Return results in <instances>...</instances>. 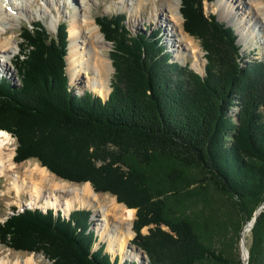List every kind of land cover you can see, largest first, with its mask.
Masks as SVG:
<instances>
[{
	"label": "trees",
	"instance_id": "trees-1",
	"mask_svg": "<svg viewBox=\"0 0 264 264\" xmlns=\"http://www.w3.org/2000/svg\"><path fill=\"white\" fill-rule=\"evenodd\" d=\"M180 12L206 51L204 74L172 61L159 31L133 34L125 13L97 17L114 45L106 101L71 89L66 21L55 35L27 25L19 84L0 78V129L17 139L16 162L36 159L136 209L131 242L148 264H244L242 231L264 203V60L243 64L234 27L206 14L204 0H182ZM91 214L14 211L0 241L52 264H120L103 243L94 249ZM248 249V264H264V209Z\"/></svg>",
	"mask_w": 264,
	"mask_h": 264
},
{
	"label": "bare ground",
	"instance_id": "bare-ground-1",
	"mask_svg": "<svg viewBox=\"0 0 264 264\" xmlns=\"http://www.w3.org/2000/svg\"><path fill=\"white\" fill-rule=\"evenodd\" d=\"M39 10L33 8L37 0H0V67L3 71H8L7 59L16 51L15 47L20 44L16 41L15 24L19 21V14L26 13L30 16L40 13H46L50 8L57 6L58 10L63 7L75 5L72 14L69 31V48L67 55V69L71 81H77L81 77L85 79V85L94 93L106 98L111 90V78L114 71L113 63L110 57L105 53L107 46H110L102 34L96 17L91 15V0H44ZM145 0H120V4L128 7L131 11L132 23L139 25V19L147 9L142 8ZM153 3L152 16L150 20L156 23L158 27L163 26V22L172 25L171 31L166 29L168 40L172 46L177 45V51L185 57L189 49L195 54L197 65L202 64L200 46L193 38L184 34L179 28L180 0H146ZM133 2V3H132ZM138 5H134V3ZM219 5L220 17L234 20L242 33L245 42L253 38L260 37L264 40V0H217ZM75 7V8H76ZM167 13V14H166ZM172 15H175L173 18ZM138 24V25H137ZM161 25V26H160ZM174 30V31H172ZM160 31V30H158ZM161 32V31H160ZM179 33V40H173V36ZM171 36V37H170ZM177 41V42H176ZM2 61V62H1ZM1 71V70H0ZM11 141V135L8 131L0 129V175L8 176L10 174L11 187L14 188L18 198L25 192L30 193L31 201L29 205L39 204L40 198L44 197L41 204L43 207L63 208L65 212H70L77 205L94 207L98 211L100 218L99 234L100 239L107 242L108 249L112 253H122V260L127 256H137L133 252L130 240L134 236L133 221L136 210L128 208L119 203L115 197H102L93 189L90 182L82 185H71L66 181H56L51 177L48 169L36 164L33 168L27 167L22 174L24 177L11 174L19 166L15 163L14 152H8V145ZM23 166L25 165L22 164ZM47 186V190L45 187ZM13 190V189H12ZM10 192L11 189L9 190ZM104 196V195H103ZM254 224L252 218L243 228L242 240L244 243V261L247 259L245 249L247 248L246 239L251 232ZM18 256V255H16ZM0 264H38L33 255L25 260H6L0 259Z\"/></svg>",
	"mask_w": 264,
	"mask_h": 264
},
{
	"label": "rangeland",
	"instance_id": "rangeland-1",
	"mask_svg": "<svg viewBox=\"0 0 264 264\" xmlns=\"http://www.w3.org/2000/svg\"><path fill=\"white\" fill-rule=\"evenodd\" d=\"M34 4L35 5H33V8L36 10H39L42 5L46 6L44 0H37V2ZM134 5L137 6L138 3L135 2ZM181 5H182V0H180V6ZM75 7H76L75 5L71 4L69 6V8L63 7L62 9L58 10L57 6H54V7L50 8L46 13H40L38 11L36 14H32L31 16L29 14H26V13L19 14V21L16 22V24H15V32H16L15 34L17 35L16 41L18 42V44L21 45L22 44L21 33L24 31V29L26 28L27 25L31 26L33 23L38 22V21H41L43 23V25L46 27V29L48 30V32L51 35H55L57 33L58 26H59V23L61 21H66L67 25H68L67 28L69 29L70 23L72 21V14L74 13L75 9H77L78 6L76 8ZM142 8L147 9V13H143V17L139 19V25L137 24L138 26L133 25L131 13H130L131 11L129 10L128 7H124V5H121L120 0H91V7H90L89 12H91V15L95 16L96 19L98 16H101V15L113 16V15H117L119 13H126L125 24L127 25V27L131 30V32L133 34L144 32V33L149 35V34L153 33L152 30H160L161 33L159 34V37L162 38V42L164 44L166 52L170 53L171 60L180 63L182 66L188 65L191 69L196 70L197 72H200L201 74H204L206 64H207L206 51L202 47L201 41L199 39L189 35L184 30V28H183V20L184 19H183V16H182L180 10H179V14H178V12L175 14L178 16V18L180 16L179 20H177L178 24H179V28L182 29L184 34L192 37L193 38L192 40L196 41V43L200 46V51L202 53V56H201L202 64L197 65L198 57L197 58L195 57V54H193L192 51L189 49L188 44L186 45L188 50H187L185 57L183 55H180V53H178L177 45L172 46V44L168 40V35L166 33V29L168 31H171V28H172L171 24L169 25V23L166 21V22H163L162 27H158V25H156V23L154 21L152 22L150 20V17L152 16L151 12L153 10V3L152 2L145 0L144 3H142ZM204 9H205L206 14H215L217 16V18L220 20V22L234 27L236 33L238 34V43L242 46L241 52H242V55L244 57V60H242L243 64L246 63L247 61H252L254 59L264 60V40H262L260 37H258V38L250 39L249 41L245 42L243 40L242 33L239 30L236 22L234 20L226 19L225 17L224 18L220 17L219 5L217 3V0H204ZM175 15H172L173 18L175 17ZM100 30H101V28H100ZM172 31H174V30H172ZM178 35H179V33L176 32V34L173 36V40H179L180 37ZM68 40L70 41L69 31H68ZM108 42H110V41H108ZM113 47H114L113 43L110 42V46H107V49L105 50V53L110 57L112 63H113V59L111 58V51H112ZM68 48H69V43H68ZM15 49H16V51L14 50V52L10 55V58L9 57L8 58L2 57V59H1V60L7 59V61H8L7 63H8L10 70L3 71L2 68L0 67V70H1L0 72H4V77H7L13 84L16 85V84H19V79H18L17 70H16L15 65H14V60L16 58V54H17L18 50L20 49V46L19 47L16 46ZM0 58H1V56H0ZM113 68H114V71L112 74L111 83H112V80H113V77L115 74L114 65H113ZM67 71H69V70L67 69ZM68 75H69V72H68ZM69 84H70L71 89L75 92V94L82 95L83 93L89 91L95 95H98V94L94 93L89 87H87L85 85L84 77H81L77 81H73V80L71 81V78L69 75ZM111 91H112V86H111V90H110L108 95H110ZM102 98H104V97H102ZM237 111H238V108H235L234 113H236ZM10 135H11V141H10V144L8 145L7 151L8 152H14L16 154V147H17L18 142H17L16 137H14L12 134H10ZM15 154H14V156H15ZM14 156H13V159H14ZM24 162H25V165L23 166L22 164H24ZM15 163L19 166L16 168L17 171H15L14 173L11 172V174H13V176L14 175L21 176L20 180L24 177V174H22V172L24 171L25 168H27V167L33 168L34 166H36V164H39L40 166H42L40 164V162L36 159H28V160H25V161L20 162V163L15 161ZM49 173H50L51 177L55 178L56 181H61V180L66 181V180L59 178L58 176H56L51 171H49ZM11 182H12V180L10 179V174L8 176L0 175V222L7 219L8 216H10L14 213V211L17 213L22 212L23 209H25V208H30V209L40 208L43 211H47L48 209H54L55 213L57 210L61 211L63 214H65L66 217L72 211H75V210H79V209L91 210L92 211V214L90 217L91 229L96 231V235L98 237L94 249L99 248L101 243H103L105 245V252L110 253L112 255L113 259H115V257L118 256L120 259V262H121L120 264H122L124 261L125 262L135 261V262H137V264H148V258L143 259L142 251L140 249H138L137 246H135L134 244H131V246H133V252L135 254H137V256H135V257L134 256H127L125 258V260H122V255H123L122 253H120V252L119 253L118 252L112 253L109 251L107 242L100 239V234L98 232L99 225H100V222L98 219L100 218V216H99L98 211H96L94 207H86V206L82 207L80 205H77L70 212H67V211L65 212V210L62 207L59 209L54 208V207H45V206L43 207L41 204L44 201V197L40 198L41 200H40L39 204H36L35 206L29 205V202L31 201L30 193H28V192L23 193L21 195V198L19 199L16 192L14 191V188L11 187ZM66 182H69L71 185H74V184L75 185H82V184H84V183H80V184L74 183V182H70V181H66ZM10 189L13 192H10L9 191ZM45 189L47 190V186L45 187ZM98 194L101 195L103 198L106 196H107V198H111V197L116 198V196H114L110 193H98ZM132 209H134V208H132ZM263 209L264 208H262V210ZM135 218H136V215H135ZM142 232L148 233L149 232V226L144 227ZM134 233H135L134 234V236H135L136 232L134 231ZM134 236L131 238V240L134 238ZM131 240H130V243H132ZM246 243H247V247L249 248V245L251 243V232L247 236ZM239 247L241 250L240 243H239ZM16 255H18V256H16ZM30 255L34 256L35 260L38 261V264H52V261L49 260L43 253L17 251V250H14V249L4 245L0 241V259H6V260L10 259V260L14 261L17 258H19V260L22 261V260H25L26 258L30 257ZM241 255H242V250H241Z\"/></svg>",
	"mask_w": 264,
	"mask_h": 264
},
{
	"label": "water",
	"instance_id": "water-1",
	"mask_svg": "<svg viewBox=\"0 0 264 264\" xmlns=\"http://www.w3.org/2000/svg\"><path fill=\"white\" fill-rule=\"evenodd\" d=\"M108 98H109V95L106 98H103V100L106 101ZM262 208H264V203L254 213V216H253L254 224H255L257 216L261 212ZM254 224H253V226H254ZM240 246H241V250H242V259L244 261V257H243V255H244V252H243L244 243H243V240H242V236H241V240H240ZM137 248L140 249L139 247H137ZM245 251H246V254H247V259L244 261V264H248V258H249L248 247L245 249ZM142 256H143V259L147 258L146 254H145V252L143 250H142Z\"/></svg>",
	"mask_w": 264,
	"mask_h": 264
}]
</instances>
